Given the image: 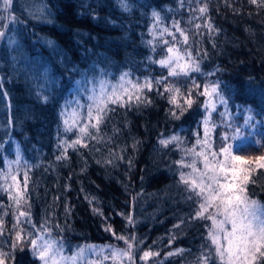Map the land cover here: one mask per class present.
<instances>
[{"label":"trees","instance_id":"trees-1","mask_svg":"<svg viewBox=\"0 0 264 264\" xmlns=\"http://www.w3.org/2000/svg\"><path fill=\"white\" fill-rule=\"evenodd\" d=\"M129 3L131 11L124 12L118 0H13L11 15L25 23L15 25L20 33V53L9 52L0 43L3 83L0 88V171H7L5 160L15 159L17 147L23 157L18 177L21 185L24 161L38 165L29 171L31 219L37 228L48 220L52 235L56 238L63 235L66 243L123 247L122 241L114 240L104 231L107 218L117 233H134L138 240H143V250L151 246L152 250L160 252L159 257L149 259L147 264L154 261L197 264V257L206 251L202 245L207 243L206 225H210V221L190 219L197 205L187 199L190 193L179 182V171L190 172L191 169H180L175 162L184 153L175 145L162 147L159 139L179 135L184 148L195 144L197 132L203 139L201 121L205 111L201 105L205 97H198L193 108L180 120H175L169 115V109L174 106L168 103V94L162 97L155 90H145L151 104L140 107L133 104L130 108L110 106L115 111L110 112L101 125L98 140H89L87 148L69 149V159L57 161L56 156L60 154L58 129L61 139L71 140L76 135L63 132L61 110L69 105L70 112L77 100L88 103L87 92H79L75 83L81 75L69 69L75 65L92 73L98 65L112 83L118 81L123 71H131L133 81L143 82L145 77L159 79L167 75V69L150 63L148 57L159 60L167 55L163 40L170 44L173 41L167 33L161 35V31L166 27L175 32L173 22L178 21L189 36V42L177 46L182 51L191 50L193 57L200 60L203 73L215 72L210 77L200 73H192L189 79L181 77L182 91L192 86V79L201 85L206 80H219L228 99L231 122L245 133L264 140V123L257 124L255 131L243 124L248 114L246 109L252 110L257 121H264V9L249 5L247 0H228L232 8L226 6L225 0H184L183 6L180 0H129ZM204 3L208 5L211 22L219 29L211 36L203 27L195 28L196 23H204L203 19H196L200 16L196 9ZM45 5L53 14L52 24L40 23L29 15ZM233 8L239 14H234ZM153 10L160 13L159 23L152 17ZM176 36L182 41L179 33ZM45 39L55 42L63 58L44 43ZM148 41L156 45L155 52ZM12 56H16L17 61L14 62ZM45 71L49 83L41 77ZM172 79L170 77L169 81ZM37 86L49 96L47 103L38 99ZM160 91H163L162 86ZM5 92L7 97L3 95ZM216 103L212 123L217 127L209 136L214 147L219 148L221 135L225 132L231 135V131L224 127L229 117L220 115L225 112L224 106ZM235 146L238 152L243 148L245 155L264 154V149L249 145L248 141L235 142ZM191 159L186 157L187 161ZM13 170H16L15 165ZM262 173L264 170H258L253 177L258 178V183L248 187L251 198L264 204ZM3 183L0 179V184ZM11 203L7 194L0 191V205L4 206L0 208V217L5 221L0 249L5 252L10 251L12 243L13 213L18 215L14 205L9 207ZM93 207L102 210L103 217L94 214ZM21 210L27 211L28 205L22 202ZM5 211L7 216L3 215ZM118 213L131 214L135 226H127ZM181 220L184 221L181 227L174 228ZM56 224L64 228L62 234L55 228ZM23 226L31 230L27 224ZM173 234H177V238L169 247ZM176 249L184 251L164 259L166 253ZM141 254L136 253L137 264H144L139 261ZM6 264H39V261L25 248L23 252L16 251L15 260Z\"/></svg>","mask_w":264,"mask_h":264},{"label":"snow or ice","instance_id":"snow-or-ice-1","mask_svg":"<svg viewBox=\"0 0 264 264\" xmlns=\"http://www.w3.org/2000/svg\"><path fill=\"white\" fill-rule=\"evenodd\" d=\"M12 2L13 0H0V43H3L9 52L20 53L22 51L20 33L15 25L23 24L25 21H20L11 15ZM183 2L184 0H180L181 6H183ZM247 3L257 9H264V0H247ZM225 4L232 8L228 0H225ZM118 6L124 12L131 11L129 0H118ZM196 10L200 13L196 19H203L204 23L203 25L196 23L195 28L199 30L203 27L210 36L213 33H218L219 29L215 28L211 18L207 15L208 5L204 3ZM232 10L234 14H239L237 9L233 8ZM251 14L250 12L249 15ZM29 15L32 19L43 24L54 22L53 14L47 5L29 12ZM152 17L157 23L161 21L158 11L153 10ZM173 28L175 32L166 27L161 31V35L167 33L172 37L173 43L171 44L168 40H163V44L167 46V55L159 60H155L151 56L148 57L150 63L167 69V75H162L159 79L145 77L143 82L138 79L133 81L131 71H123L118 81L112 83L107 79L104 69L98 65L94 66L92 73H89L88 70L82 71L75 65L69 69L81 75V79L75 83L79 92H87L88 103L85 105L77 100L76 106L70 112L68 111L69 105L61 110L59 115L63 132L65 134L75 132L76 135L71 140L61 139L58 129L57 149L60 150V154L56 156V160H67L69 159L67 156L69 149L75 151L78 146L87 148L89 140H98L101 125L106 121L108 114L115 111V108L110 106L130 108L133 104L136 107L151 104L145 90L147 92L155 90L162 97L167 93L168 103L174 106L173 109H169V115L175 120H180L197 103L198 97L203 96L205 97L204 103L201 105L205 111V116L201 121L204 128L203 139L197 132L195 144L189 148L183 147L184 142L179 135L174 134L159 139V144L162 147L168 148L169 145H175L177 150L184 153L181 159L175 162L180 169H191L190 172L179 171V182L185 186V191L190 193L187 199L194 201L197 205L190 219L210 221V225H206L205 240L207 243L202 245V249H206V251H202L197 257V264H264V204L251 198L248 187L250 184L258 183V178L253 177L258 170H264V154L254 157L245 155L243 148L238 152L235 146V142L248 141L249 145H256L264 149V140L245 133L241 127L231 122L230 113L227 112L228 99L223 94L219 80H206L201 85L192 79V86L186 91H182L183 85L179 83L181 77L189 79L192 73L210 77L215 75V72L203 73L200 60L193 57L191 50L185 48L182 51L177 46L179 43L187 45L189 36L179 26L178 21L173 22ZM176 33H179L182 41L177 40ZM150 34H153V40H155L156 36L151 29ZM44 43L60 53L63 58L64 54L60 52L54 41L45 39ZM148 44L155 52L156 45L153 41H148ZM213 46L215 47V44ZM203 55L206 58L208 54L205 51ZM12 60L17 61V57L12 56ZM41 77L45 83H49L47 71L41 73ZM170 77L173 78L171 81H169ZM161 86L163 91H160ZM0 88H3L2 80H0ZM194 90L195 95H193ZM36 94L43 103L49 101V96L40 86H37ZM3 95L7 97L8 94L5 92ZM217 101L225 108V112L220 114L221 117L226 115L229 117V122L224 127L231 131V135L228 132L221 135L219 148L214 147V141L209 136V132L217 127L212 123V113L216 111ZM246 111L248 114L244 117V127L255 131L256 125L264 123V121H257L252 115L251 109H246ZM9 122L11 123V118ZM210 125L211 127H209ZM189 156L192 159L187 161L186 157ZM22 159L20 149L17 147L15 159L5 160L7 171H0V179L4 181L3 184H0V191L6 193L8 200L12 202L9 207L14 205L18 211V215L13 213L15 222L12 225L10 251L5 252L0 249V264H6L9 260L14 261L16 251L23 252L25 248L28 249L34 260L39 261V264H137V252L142 253L139 256V261L147 264L149 259L160 256V252L152 250L151 246L147 250H143V240H138L134 233L128 235L117 233L107 222V218H105L104 231L110 233L114 240L122 241L123 247L117 244H86L76 247L71 251V254H68L63 235L54 238L48 220H45L37 228L31 219V206L28 204L29 171L38 165H29L27 161H24L21 185V180L18 177L21 175ZM105 163H111V161H105ZM129 164L131 165V161ZM13 165L16 166L15 171ZM198 165H202V167ZM22 202L28 205L27 211L21 210ZM89 203L92 204L93 201L89 200ZM3 207L0 205V208ZM92 211L102 217L104 215L102 210L97 207H93ZM3 215L7 216L8 212L5 211ZM117 215L124 217L127 226H135L131 214L125 216L123 213H118ZM21 218L24 219L21 220ZM183 223L184 221L181 220L180 224L173 227L180 228ZM25 224L31 230L25 228L23 226ZM55 228L61 234L64 231V228L59 224H56ZM4 232L5 221L0 217V236H3ZM176 238L177 234H173L169 238V247ZM183 251V249L169 251L164 259L179 255ZM154 264H163V261H154Z\"/></svg>","mask_w":264,"mask_h":264},{"label":"rangeland","instance_id":"rangeland-1","mask_svg":"<svg viewBox=\"0 0 264 264\" xmlns=\"http://www.w3.org/2000/svg\"><path fill=\"white\" fill-rule=\"evenodd\" d=\"M54 238H56V237H54ZM81 245H86V244H81ZM81 245H79V246H81ZM76 247H78V246L72 245L70 243H66V249L68 251V254H71V251L75 250Z\"/></svg>","mask_w":264,"mask_h":264}]
</instances>
